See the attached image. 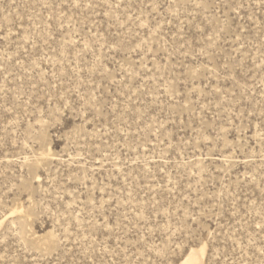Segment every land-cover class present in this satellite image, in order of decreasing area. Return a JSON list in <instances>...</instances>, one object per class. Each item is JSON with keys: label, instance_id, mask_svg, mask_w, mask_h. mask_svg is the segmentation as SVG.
Instances as JSON below:
<instances>
[{"label": "rangeland", "instance_id": "obj_1", "mask_svg": "<svg viewBox=\"0 0 264 264\" xmlns=\"http://www.w3.org/2000/svg\"><path fill=\"white\" fill-rule=\"evenodd\" d=\"M264 264V0H0V264Z\"/></svg>", "mask_w": 264, "mask_h": 264}, {"label": "bare ground", "instance_id": "obj_2", "mask_svg": "<svg viewBox=\"0 0 264 264\" xmlns=\"http://www.w3.org/2000/svg\"><path fill=\"white\" fill-rule=\"evenodd\" d=\"M205 246L191 249L189 253L178 264H203Z\"/></svg>", "mask_w": 264, "mask_h": 264}]
</instances>
